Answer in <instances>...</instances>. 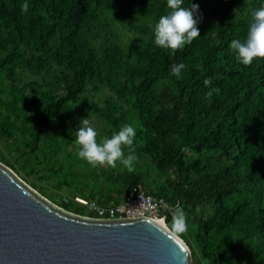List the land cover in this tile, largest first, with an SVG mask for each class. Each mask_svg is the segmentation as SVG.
I'll return each mask as SVG.
<instances>
[{"label":"trees","instance_id":"1","mask_svg":"<svg viewBox=\"0 0 264 264\" xmlns=\"http://www.w3.org/2000/svg\"><path fill=\"white\" fill-rule=\"evenodd\" d=\"M98 1L120 18L133 6L141 11L147 9L145 0H0V30L8 29L13 41H24L33 51L49 52L58 66L70 72L61 96L44 97L38 103L28 137L30 150L35 149L45 128L64 106L83 92L94 72L90 63L78 55L77 36ZM244 1L184 0L185 7L199 5L200 37L175 51L156 46L144 55L145 66L126 70L132 81L127 89L110 77L109 87L114 92L135 96L145 150L159 170H169L173 177L170 199L160 191L143 189L153 197L163 198L173 208L179 203L187 213L197 205L211 209L210 215L197 221L195 233L202 256L211 259V264H222L221 257L234 248L220 239V234L229 228L239 227L243 239L254 233L264 236L260 193L254 199L242 195L240 190L241 181L255 187L264 185V58L245 66L229 47L234 39L242 42L246 39L253 13L264 7V0L249 1V22L238 18L229 22L234 9ZM25 2L29 9L22 12ZM152 4L157 24L170 10L167 3L159 0H152ZM54 38L59 40L57 47L50 45ZM11 61L9 55L3 59V63ZM180 63L188 65V72L182 81L175 83V94L164 89L155 97L154 80L173 76L171 66ZM27 66L36 74L50 70L47 61L41 59L30 58ZM136 78L140 81L134 85ZM206 78L212 80L210 87L204 85ZM210 88L218 91L209 99L206 93ZM152 101L160 105L156 111L147 108ZM184 149L193 154L201 150L217 152L231 163L224 169L209 172L197 159L184 163ZM136 183L137 179H133L126 184L118 197L137 186ZM88 198L101 204L117 199L100 195ZM229 199H233L231 204ZM62 207L68 209L67 204ZM72 212L82 211L73 208ZM94 216L89 213L90 218ZM171 221L169 216L164 219L165 225Z\"/></svg>","mask_w":264,"mask_h":264},{"label":"rangeland","instance_id":"2","mask_svg":"<svg viewBox=\"0 0 264 264\" xmlns=\"http://www.w3.org/2000/svg\"><path fill=\"white\" fill-rule=\"evenodd\" d=\"M145 1L146 10L141 11L133 6L122 18L112 14L102 1L93 4L92 14L85 20L77 36V44L78 55L90 63L94 72L87 79L83 92L67 103L63 111L48 124L33 150L28 148V137L36 107L44 97L54 99L63 94L70 72L58 66L49 52L33 51L24 41H13L7 33L8 29L0 30V165L53 206L63 209L62 205L67 204L65 211L77 216L90 218V211L76 204L75 198L87 200L88 197L100 195L116 199L133 179H137L134 185L146 191H160L168 199L172 196L171 172L159 170L145 150L135 96L118 94L109 87L112 77L127 89L132 81L126 70L135 71L145 66L144 55L154 51L157 46L152 0ZM249 1L245 0L234 9L229 22L237 18L249 22ZM159 2L167 3V0ZM50 45L57 47L59 40L54 38ZM8 55L12 61L3 63ZM30 58L46 60L49 72L36 74L31 71L27 66ZM186 72L187 64L180 78L168 76L154 80L153 95L159 97L164 89L175 94V83L182 81ZM139 81L140 78H136L133 84ZM147 108L156 111L160 105L152 101ZM84 119H88L90 126L98 132V142L105 137L110 138L124 124H132L136 128L133 147L138 159L134 171H128L119 162L116 168L92 167L78 157L75 132ZM125 154H128L127 148ZM182 158L184 163L199 160L209 172L224 169L231 163L217 152L207 150L193 154L184 149ZM240 188L242 195L254 199L255 194L260 193V205H264V185L255 187L241 181ZM232 201L229 199V204ZM73 208H80L82 212L75 214ZM210 213L211 209L207 206L200 208L199 212L195 209L188 213V230L183 234H177L172 229V221L165 225L189 246L191 264H211V259L202 256L195 237L197 221L205 219ZM220 235V239L234 246L221 257L222 264H264L262 234L254 233L243 239L240 228L231 227Z\"/></svg>","mask_w":264,"mask_h":264},{"label":"water","instance_id":"3","mask_svg":"<svg viewBox=\"0 0 264 264\" xmlns=\"http://www.w3.org/2000/svg\"><path fill=\"white\" fill-rule=\"evenodd\" d=\"M163 221L71 214L0 165V264H191Z\"/></svg>","mask_w":264,"mask_h":264},{"label":"clouds","instance_id":"4","mask_svg":"<svg viewBox=\"0 0 264 264\" xmlns=\"http://www.w3.org/2000/svg\"><path fill=\"white\" fill-rule=\"evenodd\" d=\"M183 5L184 0H167V7L170 11L162 15L155 25L154 35L157 46L175 51L190 45L197 37H200L197 26L200 22L199 5L192 4L190 7ZM28 9L29 4L25 2L21 6V11L27 12ZM229 47L236 54V59L245 66H250L255 59L264 58V7L254 11L253 22L249 27L246 39L243 42L234 39ZM185 67L184 63L173 64L171 74L180 78ZM211 84L210 78L204 80L206 87H210ZM216 91L218 89L210 88L206 93L207 98L210 99L213 92ZM75 134L74 143L78 149V157L92 167L116 168L119 162L128 171H134V164L138 157L133 147L136 128L132 124L122 125L110 138L105 137L98 142V132L90 126L88 119H84L81 120L79 129ZM125 148L128 149L127 155ZM196 211H200L198 205ZM171 227L177 234L186 233L188 230V213L179 203L172 211Z\"/></svg>","mask_w":264,"mask_h":264},{"label":"built area","instance_id":"5","mask_svg":"<svg viewBox=\"0 0 264 264\" xmlns=\"http://www.w3.org/2000/svg\"><path fill=\"white\" fill-rule=\"evenodd\" d=\"M74 201L88 208L96 219L150 218L159 221L161 217L169 216L172 220L174 209L163 198L151 196L140 186H133L116 200L103 204L91 199L75 198ZM162 224L165 226L164 221Z\"/></svg>","mask_w":264,"mask_h":264},{"label":"bare ground","instance_id":"6","mask_svg":"<svg viewBox=\"0 0 264 264\" xmlns=\"http://www.w3.org/2000/svg\"><path fill=\"white\" fill-rule=\"evenodd\" d=\"M166 227V226H165Z\"/></svg>","mask_w":264,"mask_h":264}]
</instances>
